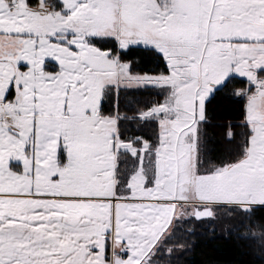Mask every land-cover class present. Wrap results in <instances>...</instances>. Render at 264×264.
Segmentation results:
<instances>
[{"label":"crops","instance_id":"1","mask_svg":"<svg viewBox=\"0 0 264 264\" xmlns=\"http://www.w3.org/2000/svg\"><path fill=\"white\" fill-rule=\"evenodd\" d=\"M57 1L59 7L50 0L35 6L27 0H0V198L20 197L23 209L37 214L22 224L28 230L25 252L0 253V264H31V258L37 264H152L163 232L175 222V200L141 204L133 199L139 204L122 205L120 211L117 203L132 199L115 192L107 197L79 194L71 180L62 188L70 143L63 111L72 74L63 73L57 57H46V48L60 46L57 41L70 48L77 26L67 4ZM197 25L199 40L245 52L255 90L247 97L252 134L245 156L225 169L197 174L200 198L193 203L264 206V82L259 78L264 71V0H200ZM48 64H56L57 71ZM79 201L95 202L79 210ZM116 221L123 233H117ZM151 243L154 249L143 253L140 246ZM33 244L52 245L54 251L46 253L50 248L44 247L45 252L32 255Z\"/></svg>","mask_w":264,"mask_h":264},{"label":"rangeland","instance_id":"2","mask_svg":"<svg viewBox=\"0 0 264 264\" xmlns=\"http://www.w3.org/2000/svg\"><path fill=\"white\" fill-rule=\"evenodd\" d=\"M199 1L63 0L76 20V33L71 37L70 48L65 50L60 41H57L60 46L46 48V57L52 60L57 57L63 73L72 74L63 111L65 141H70L65 146L67 160L62 166V184L67 182L63 189L71 180L79 194L107 197L115 192L132 199L118 202L119 207L170 198L176 201L171 214L174 220L191 219L197 212L209 210L208 222L232 219L235 223L227 210L217 207H233L239 214L249 210L251 206L231 203H193L200 198L195 178L200 174L198 142L206 102L231 75L252 82L245 52L237 51V47L232 50L205 43L197 37ZM132 46L156 50L164 57L169 72L133 69L120 55ZM259 78L264 82V76ZM140 88L158 89L164 94L162 102L149 113L151 116L143 113L141 117L142 121L149 119L157 124L158 135L152 134L154 139L158 137L155 144L142 138L121 141L117 115H104L100 111L106 95L116 101L121 90ZM121 171H125L126 178L133 171L134 174L118 185ZM87 202L79 201V210L80 205H92L95 201ZM23 206L20 197L0 198L1 254H21L28 247L22 245L28 231L22 224L37 214L27 213ZM169 224L170 221L166 227ZM113 226L117 233H123L119 222ZM170 229H165L164 235ZM154 243L140 249L143 253L150 251ZM29 247L32 255L45 252L44 247L50 248L46 253L54 251L52 245ZM30 263L37 264V260L31 258Z\"/></svg>","mask_w":264,"mask_h":264},{"label":"trees","instance_id":"3","mask_svg":"<svg viewBox=\"0 0 264 264\" xmlns=\"http://www.w3.org/2000/svg\"><path fill=\"white\" fill-rule=\"evenodd\" d=\"M60 6L57 0H50ZM31 6L39 0H27ZM121 58L128 61L132 68L147 73H168L164 57L156 50L132 46L121 52ZM48 69L57 71L56 64ZM264 76V71L259 72ZM255 90V85L238 75H231L227 81L216 88L205 105V119L198 142L200 173H213L225 169L241 160L248 149L252 134L246 121L247 97ZM244 92L243 95H240ZM13 92L9 94V97ZM164 94L158 89H123L117 99L104 97L101 114L117 115L118 137L130 142L140 138L156 143L153 133L158 135L154 121L145 119L143 113L151 116L153 108L160 104ZM125 153V152H123ZM121 155V154H120ZM63 161L65 160L62 154ZM125 172V171H124ZM124 172L118 174V185L130 179ZM227 210L232 219L215 221L211 216L191 219H177L170 231L161 238L153 259V264H264V206H251L241 214L235 208L219 206ZM229 209V210H228ZM242 216V217H241ZM240 218V219H239ZM242 219V220H241Z\"/></svg>","mask_w":264,"mask_h":264},{"label":"water","instance_id":"4","mask_svg":"<svg viewBox=\"0 0 264 264\" xmlns=\"http://www.w3.org/2000/svg\"><path fill=\"white\" fill-rule=\"evenodd\" d=\"M252 130H253V128H252ZM210 214L211 213H210L209 210H205L203 212H197L196 217H198V218H205V217L209 216Z\"/></svg>","mask_w":264,"mask_h":264}]
</instances>
